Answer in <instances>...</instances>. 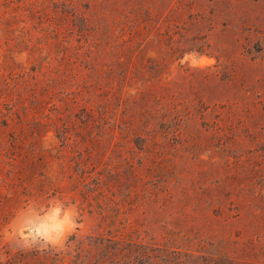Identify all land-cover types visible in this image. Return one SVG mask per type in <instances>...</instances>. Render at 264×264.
I'll list each match as a JSON object with an SVG mask.
<instances>
[{
	"label": "rangeland",
	"instance_id": "rangeland-1",
	"mask_svg": "<svg viewBox=\"0 0 264 264\" xmlns=\"http://www.w3.org/2000/svg\"><path fill=\"white\" fill-rule=\"evenodd\" d=\"M0 264H264V0H0Z\"/></svg>",
	"mask_w": 264,
	"mask_h": 264
}]
</instances>
